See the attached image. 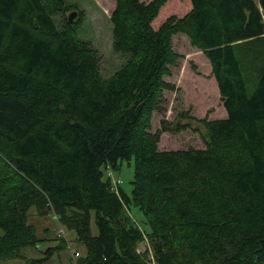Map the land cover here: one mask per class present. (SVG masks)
Listing matches in <instances>:
<instances>
[{"label": "trees", "instance_id": "trees-1", "mask_svg": "<svg viewBox=\"0 0 264 264\" xmlns=\"http://www.w3.org/2000/svg\"><path fill=\"white\" fill-rule=\"evenodd\" d=\"M114 2L113 49L129 58L103 78L75 5L0 0V259L48 264L66 247L24 257L40 243L33 208L84 246L76 264H148L145 239L154 264H264V0ZM178 34L208 59L226 118L188 110L152 133ZM200 128L204 148L159 150L162 133ZM131 160L130 194L113 191L103 168Z\"/></svg>", "mask_w": 264, "mask_h": 264}, {"label": "rangeland", "instance_id": "rangeland-1", "mask_svg": "<svg viewBox=\"0 0 264 264\" xmlns=\"http://www.w3.org/2000/svg\"><path fill=\"white\" fill-rule=\"evenodd\" d=\"M67 3L75 5L78 13L82 14V21L76 27L77 36L84 41H88L98 50L100 59L98 70L103 78L110 77L117 72L126 62L129 56L114 51L112 45V25L110 14L114 9V0H66ZM70 14L67 13L65 17ZM79 15V14H78ZM76 15L75 19L78 17ZM74 19V20H75ZM62 16L55 17V23L58 28L62 26ZM73 20V21H74ZM173 50L181 56L176 67H171V75L164 77V80L175 86L174 91H164L160 105L151 118V132L154 133L161 127V121L169 123L175 121L176 114L188 111L190 115L197 119L206 117L210 120L225 118L226 112L220 99L216 81L211 74V65L201 50L190 45L189 39L178 34L173 37ZM203 130L199 132L183 130L179 133H162L160 135L159 150H182L188 147L202 149L204 144L201 138ZM111 172V179L119 180L120 189L130 194L134 174L133 161H123L118 170L104 169V179ZM130 214L134 222L144 232L149 229L144 222V218L136 207L130 208ZM28 223L35 226L37 237L40 239L38 248L22 249L25 258H39L49 247L57 246L64 238L66 247L59 249L49 258L48 264H61L69 261L76 264L77 258L74 252L79 256L85 253L84 246L75 241V235L65 230L64 236H58V223L52 215L38 217L32 208L28 212ZM91 231L93 235L97 234V229L93 220H91ZM60 237V238H59ZM140 253H148V264H154L152 251L146 239L138 247ZM25 259H0V264H25Z\"/></svg>", "mask_w": 264, "mask_h": 264}, {"label": "built area", "instance_id": "built-area-1", "mask_svg": "<svg viewBox=\"0 0 264 264\" xmlns=\"http://www.w3.org/2000/svg\"><path fill=\"white\" fill-rule=\"evenodd\" d=\"M108 175L110 176L111 174L109 173ZM118 183H119V181H114V180H112V182H111V189H112L113 191H115V192H117ZM53 219L56 220L55 216H53ZM57 234H58V235H61V236L64 235V231H63V229H62L61 226L58 227V229H57ZM74 256L77 257V256H78V253H74Z\"/></svg>", "mask_w": 264, "mask_h": 264}, {"label": "water", "instance_id": "water-1", "mask_svg": "<svg viewBox=\"0 0 264 264\" xmlns=\"http://www.w3.org/2000/svg\"><path fill=\"white\" fill-rule=\"evenodd\" d=\"M76 15H77V11H73V12H71V13L68 15V21H69V22H72V21L75 19Z\"/></svg>", "mask_w": 264, "mask_h": 264}, {"label": "crops", "instance_id": "crops-1", "mask_svg": "<svg viewBox=\"0 0 264 264\" xmlns=\"http://www.w3.org/2000/svg\"><path fill=\"white\" fill-rule=\"evenodd\" d=\"M225 118H226V116H225ZM222 119H224V118H222Z\"/></svg>", "mask_w": 264, "mask_h": 264}]
</instances>
